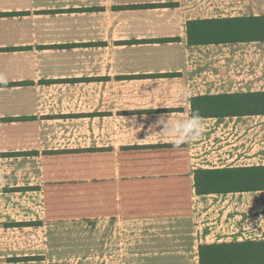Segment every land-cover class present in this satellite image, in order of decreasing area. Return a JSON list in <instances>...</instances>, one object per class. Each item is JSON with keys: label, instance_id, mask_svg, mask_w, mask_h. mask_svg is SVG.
Listing matches in <instances>:
<instances>
[{"label": "crops", "instance_id": "0c3cea01", "mask_svg": "<svg viewBox=\"0 0 264 264\" xmlns=\"http://www.w3.org/2000/svg\"><path fill=\"white\" fill-rule=\"evenodd\" d=\"M250 15H264V0H0V66L4 82H9L6 66L14 65L16 70L30 52L31 64L41 65L39 74L35 78L32 72L10 82L31 81L16 85L22 88L35 83L57 86L88 99L87 106L75 113L93 121L95 131L109 130L110 140L100 144L96 153L112 156L113 176L128 178V192L146 191L144 187L150 186L152 193L158 185L155 191L163 193L165 208L172 203L176 213H185L192 224L197 223L191 235L203 241L210 229H218V222L233 221L239 233L258 235L240 241L260 240L264 239V189L200 195L194 189L193 172L264 166V114L202 117L213 118L210 123L220 120L215 126L222 130L214 138L221 156H195L199 145L213 143V136L207 140L200 136L176 149L171 135L149 129L160 112L171 120L187 117L194 96L264 91V73L232 80L223 69L231 67L232 47L263 48L264 41L187 42L189 20ZM24 33L29 34L26 40ZM23 115L33 120L36 113L12 117ZM133 115L142 128H130L128 118ZM142 116L147 119L141 120ZM120 130L127 133L120 135ZM118 156L128 157L122 160L123 172ZM39 191L37 186L18 184L0 189V264H54V235L47 231L48 218L41 223L42 216L33 211L38 206L32 205H48L51 198L39 200L37 196L43 197ZM206 195L210 208L206 216H198L204 203L198 200ZM33 227L37 235L29 231ZM165 235V240L177 241L176 233ZM191 240L197 253L200 242L193 236ZM219 242L230 240L223 236ZM169 255L182 256L178 251ZM194 257L198 264L197 254Z\"/></svg>", "mask_w": 264, "mask_h": 264}, {"label": "rangeland", "instance_id": "374dc122", "mask_svg": "<svg viewBox=\"0 0 264 264\" xmlns=\"http://www.w3.org/2000/svg\"><path fill=\"white\" fill-rule=\"evenodd\" d=\"M28 36L24 33V40ZM231 52V67L223 69L232 80L264 73V47L237 45ZM24 57L25 63L17 65L16 70L14 65L6 66L7 81L31 76L32 72L35 78L39 74L41 65L31 64L30 52ZM0 68V189L12 184L37 186L43 195L35 194L39 200L44 201V196L51 198L48 205L41 202L32 205L38 206L33 211L35 216H42L41 223L48 218L47 231L54 235V264H196L191 236L199 244L206 243L198 235H191L197 223L192 224L185 213H176L172 203L165 208L161 203L163 193L155 191L158 185L152 193L150 186L144 187L146 191L128 192V178L113 176L112 156L96 153L100 144L110 140L109 130L95 131L93 121L75 113L87 106L88 99L57 86L48 88L37 83L26 88L3 86L6 82ZM32 112L36 113L33 120L12 117ZM10 119L15 120L6 121ZM202 120L201 137L206 140L222 130L215 126L220 120L214 123H210L213 118ZM126 133V130L119 132ZM211 140L213 143L208 142L205 147L199 145L195 156H221L218 140ZM118 158L123 172L122 160L128 157ZM41 187L45 189L41 191ZM206 198L207 195L198 200L204 202L198 216L205 215L210 208ZM34 229L29 231L37 235ZM167 233H176L177 241L165 240ZM173 251L182 256L169 255Z\"/></svg>", "mask_w": 264, "mask_h": 264}, {"label": "trees", "instance_id": "16d2710c", "mask_svg": "<svg viewBox=\"0 0 264 264\" xmlns=\"http://www.w3.org/2000/svg\"><path fill=\"white\" fill-rule=\"evenodd\" d=\"M189 45L236 44L264 41V15L193 19L186 23ZM31 81L6 82V86L29 85ZM200 117L264 114V91L199 95L191 98V112ZM23 115L18 120H30ZM196 194L264 189V166L197 168L193 172ZM198 264L264 263V239L201 243ZM33 259V258H29Z\"/></svg>", "mask_w": 264, "mask_h": 264}, {"label": "clouds", "instance_id": "9594fccd", "mask_svg": "<svg viewBox=\"0 0 264 264\" xmlns=\"http://www.w3.org/2000/svg\"><path fill=\"white\" fill-rule=\"evenodd\" d=\"M181 95L183 97V94ZM140 119L144 120L147 117L142 116ZM128 122L133 125L130 128L140 129L144 126L142 123L137 126L135 115L128 118ZM149 129L171 135L174 148L179 149L182 145L197 140L203 134L204 125L198 111L190 112L187 117L176 120H171L167 113L160 112L149 125Z\"/></svg>", "mask_w": 264, "mask_h": 264}, {"label": "built area", "instance_id": "2783aa9c", "mask_svg": "<svg viewBox=\"0 0 264 264\" xmlns=\"http://www.w3.org/2000/svg\"><path fill=\"white\" fill-rule=\"evenodd\" d=\"M229 223L230 222L225 221V223H219L217 225V230L210 229L209 234L205 235L204 240L206 241L207 239H211L215 242H219L224 236L226 238H229L230 241H240V239L244 238L255 239L254 237H258L257 234H241L239 233V231L235 230L236 225L233 221L231 222V224ZM217 233L221 234L220 237L217 236Z\"/></svg>", "mask_w": 264, "mask_h": 264}]
</instances>
